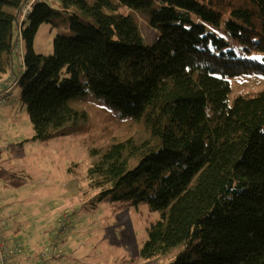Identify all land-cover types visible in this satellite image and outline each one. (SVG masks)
I'll use <instances>...</instances> for the list:
<instances>
[{
    "label": "trees",
    "instance_id": "16d2710c",
    "mask_svg": "<svg viewBox=\"0 0 264 264\" xmlns=\"http://www.w3.org/2000/svg\"><path fill=\"white\" fill-rule=\"evenodd\" d=\"M31 1L0 0V81L21 86L32 139L69 134L72 98L104 97L149 133L89 167L93 207L160 212L145 259L185 244L171 264H264V89L230 101L231 77L264 76V0H34L19 26ZM44 24L58 30L49 55L36 50Z\"/></svg>",
    "mask_w": 264,
    "mask_h": 264
},
{
    "label": "rangeland",
    "instance_id": "374dc122",
    "mask_svg": "<svg viewBox=\"0 0 264 264\" xmlns=\"http://www.w3.org/2000/svg\"><path fill=\"white\" fill-rule=\"evenodd\" d=\"M33 1L22 9L19 26L27 19ZM5 9L18 13L9 5ZM135 11L147 43L153 32L149 18L144 10ZM57 34L58 30L42 25L36 36V50L51 54ZM22 43L20 38L17 74L24 62ZM230 83L233 101L240 92L263 90L264 76H235ZM6 86L15 89V98L6 107L9 98L4 103L0 98V214L10 218V239L15 235V241L24 245L19 256L22 254L27 261L31 255L40 263L54 264L48 256L42 259V251L58 232L64 235L57 236L56 264H61L60 260L63 264H171L179 253L189 251L180 244L167 254L145 259L141 248L148 239L147 229L161 218V213L145 203L134 206L114 201L92 205L95 192L89 188V167L113 144L145 140L149 133L146 124L123 115L104 97L90 93L71 99L74 111L67 123L69 134L45 141L32 139L34 131L27 107L18 100L21 86H17L14 76L7 77ZM64 226L67 229L62 231ZM63 250L65 256L59 260L58 251L61 255ZM193 257H197L195 253Z\"/></svg>",
    "mask_w": 264,
    "mask_h": 264
},
{
    "label": "built area",
    "instance_id": "2783aa9c",
    "mask_svg": "<svg viewBox=\"0 0 264 264\" xmlns=\"http://www.w3.org/2000/svg\"><path fill=\"white\" fill-rule=\"evenodd\" d=\"M6 80L4 79L0 81V98L2 97L3 103L6 97L9 98V95L7 94L13 87L6 86ZM4 85V86H3ZM6 87V90L3 91V88ZM2 106V105H1ZM10 223V218L4 217L0 214V264H19L18 262V256L19 252L23 250L24 245L22 243L16 242V244H12L9 241V238L6 234V228L8 227ZM67 229L66 226L62 229ZM57 236L61 237V234L54 235L50 240V246H45L42 251V259H45V257H49L54 262V258L57 254L58 249V239Z\"/></svg>",
    "mask_w": 264,
    "mask_h": 264
},
{
    "label": "crops",
    "instance_id": "0c3cea01",
    "mask_svg": "<svg viewBox=\"0 0 264 264\" xmlns=\"http://www.w3.org/2000/svg\"><path fill=\"white\" fill-rule=\"evenodd\" d=\"M15 90V89H14ZM13 98H15V92H13L12 93V97L8 100V102L5 104V107L7 106V105H10L11 103H14V102H12L13 101ZM4 107V108H5ZM13 110H14V108H13ZM2 111L3 110H1V113H2ZM1 113H0V116H1ZM9 227V226H8ZM7 227V228H8ZM6 228V234H7V236H8V238H9V241L12 243V244H16V242H18V241H15L16 239H15V235H13V237L10 239V237H9V235H11L12 234V232L11 231H9V230H11V229H7ZM63 235H64V233L62 234V236L60 237V238H63ZM65 242V241H64ZM65 244V243H64ZM26 247H28V246H26ZM25 247V248H26ZM64 247V246H63ZM33 248V247H32ZM32 248H30V249H32ZM58 259L60 260V258H61V256H65V251L63 250V253L60 255V252L58 251ZM60 257V258H59ZM27 258H28V260L26 261L25 260V258L23 257V255L22 254H20V256H18V262H19V264H43V263H40L39 261V258H37V257H33V258H31V255H28L27 256ZM26 261V262H25ZM60 262H61V264H63L62 263V261L60 260Z\"/></svg>",
    "mask_w": 264,
    "mask_h": 264
}]
</instances>
